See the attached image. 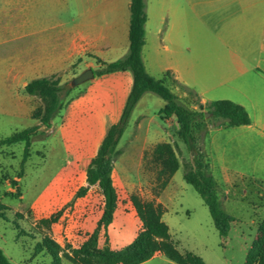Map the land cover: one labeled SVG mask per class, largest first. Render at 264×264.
Listing matches in <instances>:
<instances>
[{"label":"rangeland","instance_id":"rangeland-1","mask_svg":"<svg viewBox=\"0 0 264 264\" xmlns=\"http://www.w3.org/2000/svg\"><path fill=\"white\" fill-rule=\"evenodd\" d=\"M5 1L0 0V6L3 4L7 10L5 15L0 16V27L8 24L14 27L15 32L10 35L9 47L0 45V139L28 127L38 126V129L31 138L30 156L24 165L22 177L19 174L24 143L0 147V212L6 217L0 218V249L12 264H51L46 249L48 246L59 255L79 247L93 232L101 217L102 195L97 187H88L86 169L108 128L120 117L100 112L101 102L88 99V88L93 79L75 87L70 85L73 78L89 69L80 65L78 69L70 67L55 75L71 92L50 127L31 118L41 102L25 94L24 80L20 76L24 65L22 26L26 16H23L22 9L14 12L17 16H10V6ZM193 2L197 3L198 0ZM37 7L35 3H28L27 13L32 14ZM41 7V11L47 14L48 33L56 30L58 21L69 25L76 11L81 10V5H75L71 0H51ZM155 8L153 32L160 29L158 34L161 30L162 33L158 36L149 32L146 50H142V58L150 54V60L156 63L155 67L148 64L149 73L161 78V68L174 65L182 77L189 80L187 88L197 95L202 85L214 86L217 70L187 68L183 60L186 48L180 54H171L170 50L175 46L166 39L169 26L167 13L160 12L159 5ZM160 16H164L161 24L158 22ZM189 16L191 57L200 54L196 59L225 61L229 54L216 50L221 43L212 35L207 34L204 42L199 41L197 13L191 10ZM172 89L181 103L196 108V98L187 90L177 85ZM163 106L164 101L158 95L148 93L141 104L134 108L116 148L119 155L114 159L113 180L118 207L108 231L109 247L124 249L134 242L139 233L142 225L130 200L135 195L153 205L182 254L193 252L207 264H243L264 221V183L244 179L237 180L230 188L222 189L215 178L221 188L222 209L239 219L231 225L228 236L223 240L202 198L184 180L185 167L190 168L195 157L207 163L205 142L209 138L206 132L212 122L205 121L194 128L196 149L191 152L178 135L175 119L173 122L160 114ZM141 140L150 143L142 149ZM165 141L177 145L180 167L173 175L169 189L159 191V167L152 159V152L156 143ZM13 181L17 182V186L13 185ZM82 187H87L88 192L76 199L75 195ZM54 216H58L55 223H42V220ZM37 244L46 247L38 254L35 253ZM99 245H106L104 237ZM62 264L73 263L63 258ZM142 264L174 263L163 255H155Z\"/></svg>","mask_w":264,"mask_h":264},{"label":"crops","instance_id":"crops-1","mask_svg":"<svg viewBox=\"0 0 264 264\" xmlns=\"http://www.w3.org/2000/svg\"><path fill=\"white\" fill-rule=\"evenodd\" d=\"M49 1H5L10 6V16H17L14 12L20 9L26 16L22 26L24 65L20 72L23 87L33 79L55 76L70 67L78 69L85 65L95 70L99 65L97 61L93 62L94 58L112 62L127 54L131 0H71L75 5H81V10L76 11L69 25L58 21L56 30L48 33L47 14L41 11V6ZM31 2L38 7L28 14V3ZM145 3L147 20L143 49L146 50L149 32L158 36L162 33L161 30L158 34L160 29L153 32L155 7L159 5L160 12L167 13L166 39L175 46L170 50L171 54H180L186 48L183 60L187 68L217 70L214 86L198 88L200 101L206 104L221 99L231 100L243 105L250 116L248 125L231 127L224 124L208 128L206 137L209 140L205 142V150L210 173L222 189L232 187L237 180L264 183V0H198L197 3L193 0H145ZM191 10L197 13L199 41L204 42L207 34L212 35L221 43L216 50L229 54L225 61L196 59L200 54L191 57ZM6 12L2 4L0 16ZM158 19L161 24L164 16ZM13 31V26L2 24L0 45L9 47ZM185 44L187 46L183 47ZM143 61L149 73L147 66L155 67V60L151 61L149 54L143 55ZM166 72H171L181 85L188 87L190 84L174 65L161 68V77ZM149 74L158 78L155 73ZM132 85L130 71L95 77L88 88V99L101 102L100 112L120 117ZM170 120L174 122L173 118ZM140 143L144 149L150 142L141 140ZM170 184L171 180L166 191Z\"/></svg>","mask_w":264,"mask_h":264},{"label":"trees","instance_id":"trees-1","mask_svg":"<svg viewBox=\"0 0 264 264\" xmlns=\"http://www.w3.org/2000/svg\"><path fill=\"white\" fill-rule=\"evenodd\" d=\"M129 9V49L127 54L113 62H104L97 58L99 67L94 70L95 77L125 71H130L133 76V85L119 120L108 128L86 169V183L91 187H97L101 192L103 211L95 229L79 247L59 255L49 246L46 248L43 244L36 245V254L41 253L45 248L48 249L51 264H62L63 258L73 264H142L155 255H163L174 264H207L193 252L182 254L153 205L141 201L135 195L131 196L130 200L142 227L130 246L119 250L109 247L108 231L118 207V194L113 180L114 159L119 155L116 148L134 108L146 93H154L164 101L165 104L160 110V114L164 119L175 118L178 135L191 152L196 149L193 131L199 123L211 121L210 128H217L224 124L233 127L248 125L251 122L246 108L241 104L227 99L204 104L194 91L181 85L171 72L164 73L161 78L151 76L147 72L142 58L147 20L145 0H131ZM175 85L184 88L196 98L194 102L196 108H190L180 102L178 95L172 89ZM24 92L38 98L41 102V105L32 112L31 118L37 120L41 125L50 127L52 120L63 108L64 100L71 89L62 85L58 77L51 76L31 80L24 87ZM206 114L209 116L206 117ZM37 129L38 126L28 127L0 139V147L24 143L19 177L23 175L24 165L30 156L31 138L36 134ZM152 159L159 167L157 182L159 191H163L180 167L177 145L171 142L157 143L152 152ZM184 180L202 198L215 228L221 238L225 240L231 225L237 223L239 219L222 209L221 188L210 173L209 165L203 163L199 157H195L193 165L190 168L185 167ZM13 185L17 186V182L13 181ZM87 192L88 188L82 187L76 193L75 198L84 197ZM0 218L6 219L1 212ZM57 219L58 216H54L42 220V223L52 224ZM16 227L18 228V226ZM102 237H104L106 245L100 247ZM0 264H12L1 249ZM243 264H264V221L259 227L258 237L249 248Z\"/></svg>","mask_w":264,"mask_h":264},{"label":"water","instance_id":"water-1","mask_svg":"<svg viewBox=\"0 0 264 264\" xmlns=\"http://www.w3.org/2000/svg\"><path fill=\"white\" fill-rule=\"evenodd\" d=\"M95 78V73L93 69H87L85 70L83 73L79 74L78 76H76L75 78H73V80L70 82V85L72 87L81 85L91 79ZM209 114H206V117H208ZM88 187H90L88 185Z\"/></svg>","mask_w":264,"mask_h":264}]
</instances>
